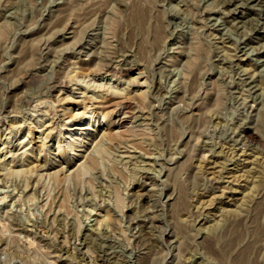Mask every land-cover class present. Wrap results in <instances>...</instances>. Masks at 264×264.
Instances as JSON below:
<instances>
[{"label": "rangeland", "instance_id": "rangeland-1", "mask_svg": "<svg viewBox=\"0 0 264 264\" xmlns=\"http://www.w3.org/2000/svg\"><path fill=\"white\" fill-rule=\"evenodd\" d=\"M0 264H264V0H0Z\"/></svg>", "mask_w": 264, "mask_h": 264}, {"label": "bare ground", "instance_id": "bare-ground-1", "mask_svg": "<svg viewBox=\"0 0 264 264\" xmlns=\"http://www.w3.org/2000/svg\"><path fill=\"white\" fill-rule=\"evenodd\" d=\"M114 128H119V125H116V127H114ZM77 130H79V131H81L79 134H80V137H78V138H73V135L74 134H72L71 132L69 133V135H67V137H66V140H68V142H67V144L69 145V146H71V147H78L77 149H79V150H77V151H83V149H84V147H86V144H87V138H88V136H90L91 134H92V132L93 131H95V129H93V130H91L90 129V124H84V125H82V126H80L79 128H76ZM84 130H91V133H87V136L86 135H82L83 134V132L82 131H84ZM104 133V132H103ZM247 133H248V135H252V132H250V130H247ZM101 137L103 136L104 137V134H102V135H100ZM96 139V138H95ZM98 139H99V137H98ZM101 139V138H100ZM99 139V140H100ZM101 140H103V138L101 139ZM85 150V149H84ZM76 151V150H75ZM75 155V154H74ZM79 155V154H78ZM251 158V157H250ZM249 159V158H248ZM71 161H69L68 162V167L69 168H71V167H73V164L72 163H70ZM67 163V162H66ZM243 163V162H242ZM44 164V163H43ZM77 165V164H76ZM76 165H74V166H76ZM79 166H81V164H78ZM37 166H39V165H37ZM44 166H46V165H44ZM49 167V166H48ZM63 167V166H62ZM61 167V168H62ZM57 168V167H56ZM63 169V168H62ZM36 170V169H35ZM44 170V169H43ZM61 170V169H60ZM74 170H75V168H74ZM55 171V170H54ZM57 171V170H56ZM71 171V170H70ZM3 196V195H2ZM2 203V202H1ZM12 204V203H11ZM16 234H18V233H16ZM13 237V236H12Z\"/></svg>", "mask_w": 264, "mask_h": 264}]
</instances>
